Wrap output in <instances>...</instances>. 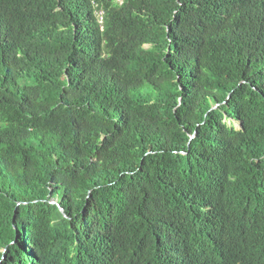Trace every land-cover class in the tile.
<instances>
[{
  "label": "trees",
  "instance_id": "trees-1",
  "mask_svg": "<svg viewBox=\"0 0 264 264\" xmlns=\"http://www.w3.org/2000/svg\"><path fill=\"white\" fill-rule=\"evenodd\" d=\"M0 264H264V0H0Z\"/></svg>",
  "mask_w": 264,
  "mask_h": 264
},
{
  "label": "water",
  "instance_id": "water-1",
  "mask_svg": "<svg viewBox=\"0 0 264 264\" xmlns=\"http://www.w3.org/2000/svg\"><path fill=\"white\" fill-rule=\"evenodd\" d=\"M193 137H194V136H192V138H193ZM51 203L56 204L55 201H52ZM60 210H61L62 213H64V212H63V209L60 208ZM64 216H65V215H64Z\"/></svg>",
  "mask_w": 264,
  "mask_h": 264
},
{
  "label": "rangeland",
  "instance_id": "rangeland-1",
  "mask_svg": "<svg viewBox=\"0 0 264 264\" xmlns=\"http://www.w3.org/2000/svg\"><path fill=\"white\" fill-rule=\"evenodd\" d=\"M147 92V89L143 91V93H146Z\"/></svg>",
  "mask_w": 264,
  "mask_h": 264
}]
</instances>
